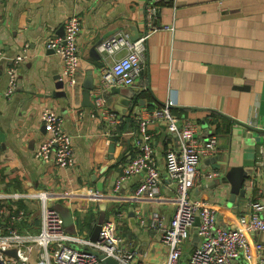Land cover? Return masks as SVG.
Here are the masks:
<instances>
[{"label": "crops", "instance_id": "0c3cea01", "mask_svg": "<svg viewBox=\"0 0 264 264\" xmlns=\"http://www.w3.org/2000/svg\"><path fill=\"white\" fill-rule=\"evenodd\" d=\"M147 1L0 0V51L14 56L26 48L28 55L18 68V86L10 97L4 94L7 63H0V193L36 195L46 191L58 212L72 213L75 231L66 227L67 231L85 238H90L104 212V221L116 223L125 246L136 250L139 259L159 264L167 258L168 248L162 231L152 226L151 216L159 212L168 220L175 211L176 188L167 175L165 152L178 145V138L164 121L149 124L163 180L159 195L135 194L144 173L128 178L115 191L124 164L137 153L139 115L147 116L173 100L172 114L192 121L199 138L217 136L216 150L201 158L200 167L217 169L221 177L201 178L190 194L213 204L218 225H238L249 201L264 200V162L259 153L264 142V0H172L163 4L159 20L174 29L157 30L147 39L142 78L131 87H118L126 93L135 91L143 102L121 114L115 108V87L99 91L97 82L105 61L98 59L92 48L119 30L136 39L142 36ZM72 15L81 21L80 82L73 87L65 80L67 96H62L56 93L64 89L56 87L55 77L62 74L63 61L47 47V40L59 35ZM89 70L94 76L90 90L94 106L86 105L84 96L83 83ZM98 94L106 99L104 112L121 118L116 125L109 124L104 113L95 109ZM46 109L64 118L75 151L73 167L35 157L48 135L42 121ZM125 122L127 129L115 135ZM233 167H243L247 174L245 195L234 201L231 183L225 177ZM90 189L101 192L100 196L87 194ZM20 210L26 217L18 218ZM0 226H13L23 233L39 232L40 201L1 198ZM251 239L264 244V233L257 232ZM197 245L194 235L185 242L182 261ZM39 250L37 247L34 252ZM239 261L264 264L258 258L247 261L241 257Z\"/></svg>", "mask_w": 264, "mask_h": 264}, {"label": "built area", "instance_id": "2783aa9c", "mask_svg": "<svg viewBox=\"0 0 264 264\" xmlns=\"http://www.w3.org/2000/svg\"><path fill=\"white\" fill-rule=\"evenodd\" d=\"M172 0H148L146 4V31L136 40L125 30H119L98 45V50L105 61L98 78L100 93L112 87H131L142 78L146 69L147 39L157 30H172L159 20L160 8ZM81 30L80 17L72 15L64 24V34L54 35L47 40V47L58 54L63 61L61 78L67 84L76 87L80 82L79 66L81 50L78 37ZM124 51L122 56L119 52ZM28 57L27 49L7 56L0 51V63L6 61L8 86L4 92L10 97L18 86V68ZM106 99L98 94L95 97V109L104 113V119L116 125L121 118L107 111ZM173 100L154 108L147 116L139 115L138 137L135 144L137 153L123 166V171L114 184L119 191L122 184L130 177L144 173L135 194L156 197L160 194L163 180L156 163L152 137L148 132L149 124L164 121L169 132L178 138V145L169 147L165 152L167 175L170 183L176 184V206L171 218L165 219L159 212L151 216L152 226L162 231L163 243L168 248L165 261L159 264H242L254 258L264 260V244L251 239L253 234L264 233V200L248 202V211L240 216L236 226H222L217 223V211L213 204L201 198L191 197V189L201 178L216 179L221 177L217 169L202 170L200 160L216 150L218 138L211 135L207 139L197 136L195 124L188 119H179L172 114ZM42 121L47 137L35 151V157L44 161H53L61 167H73L76 162L72 137L64 127V118L53 110L42 112ZM260 157L264 162V142L259 147ZM99 191L90 189L87 194L100 196ZM22 197L40 201L42 228L37 233H23L16 227L4 229L0 226V264H102V259L112 256L121 264H151L137 257L136 250L124 245L123 237L117 232V225L112 220L102 223L96 240L80 237L66 230L63 216L49 203L46 191L36 195L23 192L0 193V199L16 200ZM26 217L24 210L18 218ZM199 224L196 226V220ZM197 229L198 245L189 257L182 261L183 245ZM39 247L41 250L34 252ZM15 249L17 258L6 254ZM34 252V253H33Z\"/></svg>", "mask_w": 264, "mask_h": 264}, {"label": "water", "instance_id": "95a60500", "mask_svg": "<svg viewBox=\"0 0 264 264\" xmlns=\"http://www.w3.org/2000/svg\"><path fill=\"white\" fill-rule=\"evenodd\" d=\"M60 35L64 34V26L62 27V29L59 32ZM134 40H136V38L132 37ZM102 41V40H101ZM99 41L97 44H95V46L92 48V52L93 54L96 55V57L102 58L101 54L98 51V45L100 44ZM56 79V87L57 88H62L64 89L62 92H56L58 95H62V96H67V90L65 89V85L66 82L64 79L61 78V75H58L57 77H55ZM84 88H85V92H84V96H85V101H86V105L88 106H94V103L91 102L90 100V90L93 89L94 87V76L92 73V70H89L87 72V76L84 80ZM114 92L115 94H118L117 99H116V104H115V108L116 110L121 113V114H125L128 109L130 111H133L138 105L142 104L143 100L139 99L138 96H136V93H134L132 90L126 92H123L121 90V88L115 87L114 88ZM225 177L230 181L231 183V199L232 201L236 200L237 196H244L245 195V189H244V182L246 180L247 174L244 170L243 167H233L231 168L226 174ZM175 188H176V184H174ZM100 189V190H99ZM98 190L101 191V188H99ZM102 210H105V207L102 205L101 206ZM104 212L101 213V215L99 216L93 230L91 233L90 238L92 240H96L99 237V232L101 230V226L102 223L104 222ZM63 218H64V224L65 227H72V229H75L74 227V217L72 215L71 212L68 211L67 214H62ZM199 224V219L196 220L195 225L197 226ZM75 230H72V232H74ZM193 235L195 239H198L197 236V229L195 228L193 230ZM6 254L8 255H13L17 258L16 255V250L15 249H9L6 251ZM19 264H21L19 262ZM102 264H121L118 260H116L115 258H113L112 256H107L105 258L102 259Z\"/></svg>", "mask_w": 264, "mask_h": 264}, {"label": "trees", "instance_id": "16d2710c", "mask_svg": "<svg viewBox=\"0 0 264 264\" xmlns=\"http://www.w3.org/2000/svg\"><path fill=\"white\" fill-rule=\"evenodd\" d=\"M127 127H128V124H127V122H125L122 126H119L117 129H116V131L118 130V132H116L115 133V135H118V134H120V133H123L126 129H127ZM97 219V218H96ZM94 222H96L95 220H94ZM93 230V229H92Z\"/></svg>", "mask_w": 264, "mask_h": 264}, {"label": "rangeland", "instance_id": "374dc122", "mask_svg": "<svg viewBox=\"0 0 264 264\" xmlns=\"http://www.w3.org/2000/svg\"><path fill=\"white\" fill-rule=\"evenodd\" d=\"M55 208H56V207H55ZM61 208H62V207H61ZM56 209H57V208H56ZM59 212L62 214V212H63L62 209H60ZM70 228H71L70 231H72V227H70ZM66 230H67V229H66ZM68 231H69V230H68Z\"/></svg>", "mask_w": 264, "mask_h": 264}]
</instances>
